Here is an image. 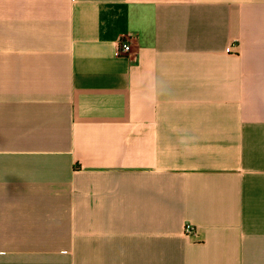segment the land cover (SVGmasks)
Masks as SVG:
<instances>
[{
	"label": "crops",
	"instance_id": "obj_1",
	"mask_svg": "<svg viewBox=\"0 0 264 264\" xmlns=\"http://www.w3.org/2000/svg\"><path fill=\"white\" fill-rule=\"evenodd\" d=\"M0 264H264V0H0Z\"/></svg>",
	"mask_w": 264,
	"mask_h": 264
},
{
	"label": "built area",
	"instance_id": "obj_2",
	"mask_svg": "<svg viewBox=\"0 0 264 264\" xmlns=\"http://www.w3.org/2000/svg\"><path fill=\"white\" fill-rule=\"evenodd\" d=\"M237 42V41H234ZM130 47L128 43L121 42L119 43V47L117 48V53L119 55L127 54L129 53ZM184 234L188 235L194 231V227L191 224H186L183 228Z\"/></svg>",
	"mask_w": 264,
	"mask_h": 264
}]
</instances>
